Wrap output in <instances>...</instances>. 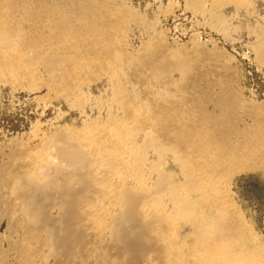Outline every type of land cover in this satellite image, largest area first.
Here are the masks:
<instances>
[{
  "label": "bare ground",
  "instance_id": "6f19581e",
  "mask_svg": "<svg viewBox=\"0 0 264 264\" xmlns=\"http://www.w3.org/2000/svg\"><path fill=\"white\" fill-rule=\"evenodd\" d=\"M139 15L126 0H0V84L107 111L9 143L0 264H264L232 190L236 176H264V107L224 55L169 49ZM256 50L264 63V39Z\"/></svg>",
  "mask_w": 264,
  "mask_h": 264
},
{
  "label": "rangeland",
  "instance_id": "374dc122",
  "mask_svg": "<svg viewBox=\"0 0 264 264\" xmlns=\"http://www.w3.org/2000/svg\"><path fill=\"white\" fill-rule=\"evenodd\" d=\"M193 1L194 0H126L129 8H132L133 11L135 10L138 15L140 14L139 16L142 15L146 17L147 22L149 19L147 24L153 25V27L155 26L158 33L165 36L163 37L166 39H164V42H166L165 44L168 45L167 47L169 49H178L182 52L187 51V53L189 52L192 54H194V52H204V54L217 53L219 57L222 55L220 59L225 57V63L227 62L230 66L232 65L236 71L234 74L236 75V81L239 85L238 90H242L241 93L243 98L248 102H256L264 107V63L259 61L256 53V48L259 47L264 39V16L262 18V14L261 16L256 14L259 10V4L257 5L255 1V6L254 0L250 3L252 4L251 6L247 4L246 6L251 9L248 15L247 12L249 13V9L245 8L246 1L244 2V0V3L241 2L242 0H231L233 3L228 0H219L221 3L218 4H216L217 0H205L206 5L203 3L202 6L203 8L205 6V9L202 10V7L199 9L197 7L193 8L195 4V1ZM234 1L235 3L237 2L236 4L241 5H239V7H242V11H245V9L248 11L242 13L241 9L237 8L238 6ZM248 1L251 2V0ZM238 2L244 4V8L242 4ZM215 13L228 20V22H237L242 30H244L242 35L234 38V35L228 33L229 31L224 27L225 23L222 24L221 27H218L217 24V26H215L214 23H216V19L214 20V18L216 17L214 16L216 15L213 16ZM251 13H255L259 17L256 19L257 16L255 14V16H251ZM254 19L256 21H254ZM218 28H222L221 30L225 29L226 31H221ZM220 62H222V60ZM39 90H37L38 93H28L24 91H16V93L13 92L10 87L8 88V85L5 86V84H0V162L11 150L10 144L13 140L18 139L22 142L23 140L25 142H32V135L30 132L32 133V127L35 125L39 126L37 128L42 131V133L41 131L40 133L43 136H49L62 128V126L79 128L82 122L84 124V119L91 117V112L93 115L95 114V116L92 115L93 118L97 115L99 116L101 112L102 114L99 117L103 115V119L107 118V116L104 117V115L107 114V111L104 109L94 110L97 112L96 115L95 112H90L91 109L87 110L89 109L88 107L86 110L82 111V113H85L84 115L81 111L72 109L62 98H47V89L40 88ZM103 111L105 112L103 113ZM91 118L88 119L91 120ZM33 143H36V140L34 141L33 139ZM1 156L3 158H1ZM232 190L233 193H235L237 204L248 224L255 232L264 236L263 174L252 173L236 176ZM5 228H7L6 222L1 221L0 243H2L0 244V249L8 251L9 243L7 240V230Z\"/></svg>",
  "mask_w": 264,
  "mask_h": 264
}]
</instances>
